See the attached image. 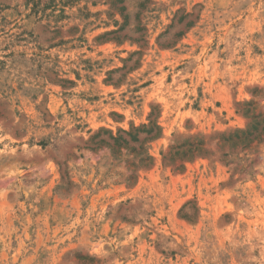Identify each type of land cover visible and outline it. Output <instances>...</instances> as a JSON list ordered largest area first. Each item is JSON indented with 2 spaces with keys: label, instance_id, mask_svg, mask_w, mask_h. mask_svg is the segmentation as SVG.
I'll use <instances>...</instances> for the list:
<instances>
[{
  "label": "rangeland",
  "instance_id": "374dc122",
  "mask_svg": "<svg viewBox=\"0 0 264 264\" xmlns=\"http://www.w3.org/2000/svg\"><path fill=\"white\" fill-rule=\"evenodd\" d=\"M0 264H264V0H0Z\"/></svg>",
  "mask_w": 264,
  "mask_h": 264
}]
</instances>
